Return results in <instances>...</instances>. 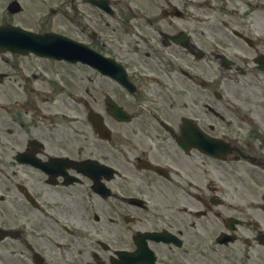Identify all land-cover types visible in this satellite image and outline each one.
Segmentation results:
<instances>
[{"label":"flooded vegetation","instance_id":"flooded-vegetation-1","mask_svg":"<svg viewBox=\"0 0 264 264\" xmlns=\"http://www.w3.org/2000/svg\"><path fill=\"white\" fill-rule=\"evenodd\" d=\"M2 26L58 56L0 49V264H264V0H0Z\"/></svg>","mask_w":264,"mask_h":264}]
</instances>
